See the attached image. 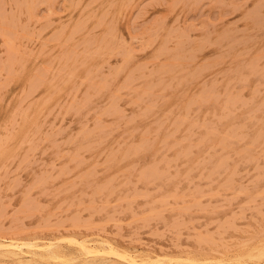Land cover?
<instances>
[{"label": "rangeland", "instance_id": "obj_1", "mask_svg": "<svg viewBox=\"0 0 264 264\" xmlns=\"http://www.w3.org/2000/svg\"><path fill=\"white\" fill-rule=\"evenodd\" d=\"M9 1L0 240L67 256L0 264L86 263V240L160 264H264V0Z\"/></svg>", "mask_w": 264, "mask_h": 264}, {"label": "bare ground", "instance_id": "obj_2", "mask_svg": "<svg viewBox=\"0 0 264 264\" xmlns=\"http://www.w3.org/2000/svg\"><path fill=\"white\" fill-rule=\"evenodd\" d=\"M11 1V0H10ZM9 1V2H10ZM21 1V0H20ZM30 1V0H29ZM168 1V0H167ZM222 1V0H221ZM263 1V0H262ZM19 2V1H18ZM41 2V1H40ZM71 2V1H70ZM89 2V1H88ZM91 2V4H92V0L90 1ZM222 2H224V1H222ZM257 2V1H256ZM258 2H259V0H258ZM264 2V1H263ZM6 3V2H5ZM23 3V2H22ZM31 3V2H30ZM35 3H36V1H35ZM169 3V2H168ZM11 4V3H10ZM24 4V3H23ZM260 4V3H259ZM86 5V4H85ZM88 5V4H87ZM104 5V4H103ZM112 5V4H111ZM171 5V4H170ZM261 5V4H260ZM17 6V5H16ZM20 6V5H19ZM24 6V5H23ZM28 6H30V5H28ZM35 6V5H34ZM82 8V7H81ZM113 8V7H112ZM115 8V7H114ZM123 8V7H122ZM185 8V7H184ZM249 9V8H248ZM256 9V8H255ZM91 10V9H90ZM22 11V10H21ZM27 11V10H26ZM79 11V10H78ZM87 11V10H86ZM102 10H100V12H101ZM248 11H250V10H248ZM70 12V11H69ZM72 12V11H71ZM70 12V13H71ZM95 12V11H94ZM259 12V11H258ZM168 13V12H167ZM14 14V13H13ZM18 14H19V12H18ZM103 14V13H102ZM248 14V13H247ZM246 14V15H247ZM115 16V15H114ZM248 17L250 16V15H247ZM246 16V17H247ZM258 16V15H257ZM69 17V16H68ZM262 17H264V16H262ZM97 18V17H96ZM174 18V17H173ZM7 19V18H6ZM89 19V18H88ZM241 19V18H240ZM13 20V19H12ZM99 20H101L100 18H99ZM236 20V19H235ZM264 20V19H263ZM8 21V20H7ZM81 21V20H80ZM234 21V20H233ZM238 21V20H237ZM18 22H19V19H18ZM100 22V21H99ZM239 22V21H238ZM9 23V22H8ZM36 23V22H35ZM94 23V22H93ZM233 24V23H232ZM49 25H50V23H49ZM73 25V24H72ZM71 25V26H72ZM230 25V23L228 24V26ZM81 26H82V24H81ZM97 26V25H96ZM251 26V25H250ZM256 26V25H255ZM23 27V26H22ZM33 27V26H32ZM44 27V26H43ZM47 27V26H46ZM75 27V26H74ZM258 27V26H257ZM15 28V27H14ZM42 28V27H41ZM48 28V27H47ZM62 28H63V26H62ZM61 28V29H62ZM102 28V27H101ZM1 29V28H0ZM16 29V28H15ZM61 29H60V31H61ZM88 29V28H87ZM173 29V28H172ZM224 29V28H223ZM227 29H229V28H227ZM247 29V28H246ZM10 30H11V28H10ZM18 30V29H17ZM23 30V29H22ZM46 30V29H45ZM44 30V31H45ZM158 30H159V27H158ZM230 30V32H231V29H229ZM238 30V29H237ZM28 31V30H27ZM58 32H59V30H57ZM80 31H82V30H80ZM224 31V30H223ZM242 31V30H241ZM244 31V30H243ZM247 31V30H246ZM256 31V30H255ZM79 32V31H78ZM229 32V33H230ZM55 33H57V32H55ZM60 33V32H59ZM69 33V32H68ZM6 34H7V32H6ZM18 34H20V33H18ZM58 34V33H57ZM82 34H84L83 32H82ZM101 34V33H100ZM170 34V33H169ZM227 34V33H226ZM234 34V33H233ZM258 34V33H257ZM10 35V34H9ZM28 35V34H27ZM73 35V34H72ZM75 35V34H74ZM225 35V34H224ZM223 35V36H224ZM251 35V34H250ZM21 36V35H20ZM71 36V35H70ZM80 36V35H79ZM168 36V35H167ZM220 36V35H219ZM228 36V35H227ZM58 35H57V39H58ZM217 37V36H216ZM262 37V36H261ZM9 38V37H8ZM69 38V37H68ZM82 38V37H81ZM225 38V37H224ZM6 39V38H5ZM49 39V38H48ZM77 39V38H76ZM167 39V38H166ZM205 39H206V37H205ZM237 39V38H236ZM10 40V39H9ZM12 40V39H11ZM11 40H10V42H11ZM14 40V39H13ZM169 40V39H168ZM192 40V39H191ZM210 40V39H209ZM220 40V39H219ZM255 40V39H254ZM262 40V39H261ZM55 41H56V39H55ZM188 41V40H187ZM62 42V41H61ZM223 42V41H222ZM251 42V41H250ZM8 43V42H7ZM181 43V42H180ZM179 43V44H180ZM40 44V43H39ZM43 44V43H42ZM74 44V43H73ZM214 44V43H213ZM215 44H217V43H215ZM245 44H247V43H245ZM49 45H51V44H49ZM10 46V45H9ZM56 46V45H55ZM162 46V45H161ZM167 46V45H166ZM230 46V45H229ZM196 47V46H195ZM155 48V47H154ZM242 48V47H241ZM260 48V47H259ZM258 48V49H259ZM9 50V49H8ZM13 50V49H12ZM155 50H156V48H155ZM218 50H219V48H218ZM260 50V49H259ZM157 51V50H156ZM172 51V50H171ZM200 51V50H199ZM11 52V51H10ZM72 52V51H71ZM2 53V52H1ZM12 53V52H11ZM198 53V52H197ZM22 54V53H21ZM153 54V53H152ZM7 55V54H6ZM197 55V54H196ZM226 55V54H225ZM255 55V54H254ZM75 56V55H74ZM201 56V55H200ZM210 56V55H209ZM222 56V55H221ZM12 57V56H11ZM31 57V56H30ZM106 57V56H105ZM151 57V56H150ZM156 57V56H155ZM154 57V58H155ZM255 57V56H254ZM256 57H257V55H256ZM11 59V58H10ZM90 59V58H89ZM152 59V58H151ZM187 59V58H186ZM236 59V58H235ZM250 59V58H249ZM248 59V60H249ZM46 60H48V59H46ZM150 60V59H149ZM184 60V59H183ZM230 60V59H229ZM242 60V59H241ZM261 60V59H260ZM166 61V60H165ZM171 61V60H170ZM247 61V60H246ZM245 61V62H246ZM29 62V61H28ZM97 62V61H96ZM234 62H236V61H234ZM233 62V63H234ZM240 62V61H239ZM263 62V61H262ZM52 63V62H51ZM94 63V62H93ZM182 63V62H181ZM146 64V63H145ZM186 64V63H185ZM198 64V63H197ZM205 64V63H204ZM227 64V63H226ZM261 64V63H260ZM75 65V64H74ZM142 65V64H141ZM47 66V65H46ZM41 67V66H40ZM205 67V66H204ZM245 67V66H244ZM28 68V67H27ZM120 68V67H119ZM158 68V67H157ZM133 69V68H132ZM131 69V70H132ZM144 69V68H143ZM163 69H164V67H163ZM200 69V68H199ZM223 69V68H222ZM198 70V69H197ZM129 71V70H128ZM134 71V70H133ZM221 71V70H220ZM248 71V70H247ZM12 72V71H11ZM169 72H171V71H169ZM251 72V71H250ZM51 73V72H50ZM128 73V72H127ZM157 73V72H156ZM175 73V72H174ZM176 73H178V72H176ZM248 73V72H247ZM152 74V73H151ZM155 74V73H154ZM261 75V74H260ZM259 75V76H260ZM11 76V75H10ZM13 76V75H12ZM49 76V75H48ZM228 76V75H227ZM22 77V76H21ZM29 77V76H28ZM36 77H38L37 75H36ZM142 77H143V75H142ZM206 77V76H205ZM33 78H34V76H33ZM124 78V77H123ZM127 78H128V76H127ZM217 78V77H216ZM105 79V78H104ZM211 79V78H210ZM67 80V79H66ZM65 81V80H64ZM104 81V80H103ZM127 81V80H126ZM224 81V80H223ZM36 82V81H35ZM50 82V81H49ZM82 82V81H81ZM85 82V81H84ZM102 82V81H101ZM235 82V81H234ZM2 83H3V81H2ZM31 84L33 83L32 81L30 82ZM64 84L66 83V82H63ZM96 83V82H95ZM48 84V83H47ZM150 84V83H149ZM155 84V83H154ZM198 84V83H197ZM250 84V83H249ZM49 85V84H48ZM104 85V84H103ZM121 85H123V84H121ZM152 85V84H151ZM166 85H168V83L166 84ZM2 86V85H1ZM30 86V85H29ZM28 86V87H29ZM214 86V85H213ZM6 87V86H5ZM91 87V86H90ZM127 87V86H126ZM125 87V88H126ZM248 87H250V86H248ZM101 88V87H100ZM148 88H149V86H148ZM163 88V87H162ZM204 88V87H203ZM120 89V88H119ZM144 89H146V86H145V88ZM198 89V88H197ZM206 89H207V87H206ZM205 89V90H206ZM210 89V88H209ZM208 89V90H209ZM26 90H28V89H26ZM25 90V91H26ZM151 90V89H150ZM188 90V89H187ZM201 90V89H200ZM199 90V91H200ZM203 90V89H202ZM204 90V91H205ZM207 90V91H208ZM222 90V89H221ZM220 90V91H221ZM241 90V89H240ZM17 91V90H16ZM55 91V90H54ZM62 91V90H61ZM176 91V90H175ZM196 91V90H195ZM239 91V90H238ZM59 92V91H58ZM31 93V92H30ZM107 93V92H106ZM138 93H139V91H138ZM137 93V94H138ZM198 93V92H197ZM102 94V93H101ZM203 94V93H202ZM207 94V93H206ZM11 95V94H10ZM149 95H150V93H149ZM180 95V94H179ZM204 95V94H203ZM202 95V96H203ZM216 95V94H215ZM228 95V94H227ZM226 95V96H227ZM230 95V94H229ZM148 96V95H147ZM173 96V95H172ZM194 96H196L195 94H194ZM225 96V97H226ZM70 97V96H69ZM201 97V96H200ZM152 98V97H151ZM194 97H192V99H193ZM234 98H235V96H234ZM43 99V98H42ZM126 99V98H125ZM145 100V99H144ZM153 100V99H152ZM165 100V99H164ZM196 100V99H195ZM260 100V99H259ZM44 101V100H43ZM69 101V100H68ZM183 101V100H182ZM181 101V102H182ZM189 101V100H188ZM192 101V100H191ZM194 101V100H193ZM198 101V100H197ZM42 103V102H41ZM46 103V102H45ZM77 103V102H76ZM147 103V102H146ZM39 104H40V102H39ZM114 104V103H113ZM184 104V103H183ZM191 104H193V103H191ZM186 105H188V104H186ZM189 105H190V103H189ZM198 105V104H197ZM196 105V106H197ZM214 105V104H213ZM45 106V105H44ZM109 106H111V105H109ZM127 106V105H126ZM37 107V106H36ZM146 107V106H145ZM148 107V106H147ZM164 107V106H163ZM182 107H183V105H182ZM214 107V106H213ZM248 107H250V106H248ZM247 107V108H248ZM39 108V107H38ZM43 108V107H42ZM121 108V107H120ZM189 107H187L186 109H188ZM44 110V109H43ZM40 112V111H39ZM156 112V111H155ZM219 112V111H218ZM71 113V112H70ZM73 113V112H72ZM100 113V112H99ZM212 113V112H211ZM26 114V113H25ZM104 114V113H103ZM114 114V113H113ZM96 115V114H95ZM159 115V114H158ZM39 116V115H38ZM236 116V115H235ZM36 118V117H35ZM211 118V117H210ZM106 119V118H105ZM111 119H112V117H111ZM155 119V118H154ZM5 120V119H4ZM132 120V119H131ZM192 120V119H191ZM231 121H232V119H230ZM130 121V120H129ZM183 121V120H182ZM27 122V121H26ZM25 122V123H26ZM128 122V121H127ZM28 123V122H27ZM34 123V122H33ZM3 124V123H2ZM104 124V123H103ZM26 125V124H25ZM251 125V124H250ZM135 126V125H134ZM143 129V128H142ZM15 130V129H14ZM126 131V130H125ZM23 132V131H22ZM223 134H224V132H222ZM13 134V133H12ZM185 134V133H184ZM139 135V134H138ZM18 136H20V135H18ZM221 136V135H220ZM7 137V136H6ZM11 138V137H10ZM18 138V137H17ZM16 138V139H17ZM217 137H215V139H216ZM221 139V138H220ZM9 140V139H8ZM69 140V139H68ZM138 140V139H137ZM212 141V140H211ZM216 141V140H215ZM12 143V142H11ZM140 143V142H139ZM11 145H13V144H10L9 146H11ZM13 146H15V145H13ZM141 146V145H140ZM6 146H4V148H5ZM8 147V146H7ZM16 147V146H15ZM14 147V148H15ZM102 147V146H101ZM13 148V149H14ZM17 148V147H16ZM8 149V148H7ZM20 149H21V147H20ZM136 150V149H135ZM200 150V149H199ZM7 151V150H6ZM126 151V150H125ZM124 151V152H125ZM128 151V150H127ZM8 152L9 151H7V153H4V156L6 155V154H8ZM14 151H12L11 153H13ZM10 153V152H9ZM76 153H77V151H76ZM75 153V154H76ZM117 153V152H116ZM200 153V152H199ZM96 154H97V152H96ZM132 154V153H131ZM12 155V154H11ZM115 155V154H114ZM196 155V154H195ZM4 156H2V157H4ZM7 156H9V154L7 155ZM112 156V155H111ZM198 156V155H197ZM201 156V155H200ZM261 156H262V154H261ZM5 158V157H4ZM69 158V157H68ZM121 158V157H120ZM138 159V158H137ZM14 161V160H13ZM21 161V160H20ZM184 161V160H183ZM10 162V161H9ZM62 164V163H61ZM102 164V163H101ZM10 165V164H9ZM75 165V164H74ZM106 165V164H105ZM164 165V164H163ZM250 165V164H249ZM42 166V165H41ZM65 166V165H64ZM76 166V165H75ZM66 169V168H65ZM57 170V169H56ZM108 170V169H107ZM68 171V170H67ZM80 171V170H79ZM91 171V170H90ZM96 171V170H95ZM122 171V170H121ZM50 173V172H49ZM77 174V173H76ZM45 175V174H44ZM85 176V175H84ZM63 177V176H62ZM81 177V176H80ZM112 177H114V175L112 176ZM247 177V176H246ZM74 178H76V175L74 176ZM110 178V177H109ZM40 180V179H39ZM203 180V179H202ZM37 181V180H36ZM47 182V181H46ZM108 182V181H107ZM111 182V181H110ZM162 182V181H161ZM223 182V181H222ZM61 183V182H60ZM66 183V182H65ZM64 183V184H65ZM145 183V182H144ZM187 183V182H186ZM103 184V183H102ZM146 184V183H145ZM35 185V184H34ZM46 185V184H45ZM60 185V184H59ZM224 186V185H223ZM226 186V185H225ZM48 187V186H47ZM59 187V186H58ZM166 187V186H165ZM28 189V188H27ZM33 189H34V187H33ZM124 189H126V188H124ZM99 190H100V188H99ZM24 191V190H23ZM55 192V191H54ZM99 192V191H98ZM41 193V192H40ZM231 193V192H230ZM117 195V194H116ZM217 197V196H216ZM179 198V197H178ZM53 200V199H52ZM1 203H2V201H1ZM109 204V203H108ZM28 205V204H27ZM81 205V204H80ZM87 205V204H86ZM108 206V205H107ZM124 206V205H123ZM1 207V206H0ZM58 207V206H57ZM77 207V206H76ZM87 207V206H86ZM110 207V206H109ZM59 208V207H58ZM75 208V207H74ZM78 208V207H77ZM16 210V209H15ZM22 211V210H21ZM24 211V210H23ZM28 212V211H27ZM82 212V211H81ZM16 213V212H15ZM33 213H34V211H33ZM53 213V212H52ZM50 214V213H49ZM81 214V213H80ZM8 216V215H7ZM52 216H53V214H52ZM55 216V215H54ZM72 216H73V214H72ZM75 216V215H74ZM1 217V216H0ZM113 217V216H112ZM50 218V217H49ZM48 218V219H49ZM71 218V217H70ZM45 219V218H44ZM108 219V218H107ZM106 219V220H107ZM137 220H138V218H136ZM59 220V219H58ZM62 220H64V219H62ZM136 220V221H137ZM11 221V220H10ZM49 222V221H48ZM58 223V222H57ZM61 223V222H60ZM46 224V223H45ZM97 224V223H96ZM101 224V223H100ZM43 225V224H42ZM58 225V224H57ZM128 225V224H127ZM52 226V225H51ZM54 226V225H53ZM79 226V225H78ZM87 226V225H86ZM85 226V227H86ZM59 227H61V226H59ZM96 227V226H95ZM55 228V227H54ZM63 228V227H62ZM69 228V227H68ZM71 228V227H70ZM9 229H11V228H9ZM14 229V228H13ZM27 230V229H26ZM29 230V229H28ZM5 231V230H4ZM10 231V230H9ZM18 231V230H17ZM16 232V231H15ZM1 235H3V234H1ZM8 235H10L9 233H8ZM63 238V237H62ZM85 240V239H84ZM203 240V239H202ZM36 241V240H35ZM92 241V240H91ZM90 241V242H91ZM96 241H98L99 243H97V244H94V242H96ZM96 241H94L93 240V243L91 244L89 241H83L82 243H80V245L82 244V248L80 247V250L79 251H81V249H82V253L81 254H83V255H85L86 256V258H82V257H80L79 259H84V260H88L89 258V260L88 261H91V263L92 264H96L97 262L99 263V261H101L99 264H104V263H106L105 261H106V258L104 259V257H102L104 254L107 256H109V255H111V254H115V255H117L118 256V258L119 257H121V259L122 258H125V259H127V262L129 263V262H132L133 264H160V262H162V260H160L159 258H153L152 256H149L148 258H146L145 259V261H138V260H136L135 258L137 257L138 258V256H136V257H130L129 255L128 256H125V254L124 255H122V254H120V252H116V250H114L112 247H108L107 248V246L105 245V243H104V241H99V240H96ZM76 242V241H75ZM106 242V241H105ZM56 243H58V242H56ZM107 243V242H106ZM59 244V243H58ZM79 244V243H78ZM55 245V246H54ZM61 245V244H60ZM27 247V248H26ZM213 247V246H212ZM0 250H1V252H0V254L1 255H5L6 256V254H7V256L9 255V257H10V255H11V258H12V256H18V258H19V256L21 257V256H25V253H27V254H32V256L34 257H43V258H46V259H49L50 260V258H51V260L52 259H57V258H65L67 255L66 254H64L65 252L63 251V250H61L62 251V253L59 251V250H57L56 248V244L55 243H53V242H51V241H49V243H42V244H39V243H37V242H32V243H30V241H28V243L27 242H24V243H20L19 241H17V240H13V242H1V240H0ZM26 248V249H25ZM54 248V249H53ZM60 248V247H59ZM62 248V247H61ZM67 248V247H66ZM79 249V248H78ZM77 249V250H78ZM117 249V248H116ZM67 250V249H66ZM76 250V251H77ZM261 250V249H260ZM69 251V250H68ZM262 251H264V250H261V252ZM125 252V251H124ZM256 252V251H255ZM68 253V252H67ZM138 253V252H137ZM141 253V252H140ZM204 253V252H203ZM71 254H74V253H71ZM77 254V253H76ZM131 255V254H130ZM69 256L70 255H68V257L66 258L67 260H68V258H69ZM72 256V255H71ZM76 257H78L77 255H75ZM85 256H83V257H85ZM101 256V258H99V259H104L103 261H104V263H103V261L102 260H97V262L96 263H94L93 261H95L98 257H100ZM75 257V258H76ZM87 257H89V258H87ZM97 257V258H96ZM165 257V256H164ZM14 258V257H13ZM18 258H16V261H19V260H22V257L19 259V260H17ZM71 258V257H70ZM69 258V259H70ZM72 258H74V257H72ZM75 258H74V261H75ZM92 258V259H91ZM96 258V259H95ZM140 258V257H139ZM24 259V258H23ZM65 259V260H66ZM78 259V258H77ZM161 259H163L162 257H161ZM165 259H166V257H165ZM169 259V258H168ZM181 259V260H180ZM180 259H177L176 261H178V264H179V262H181V261H185L187 258H185L184 260L182 259V257L180 258ZM191 259V258H190ZM220 259V258H219ZM34 260V259H33ZM37 260V259H36ZM73 260V259H72ZM72 260H69L70 262L72 261ZM93 260V261H92ZM173 260V259H172ZM175 260V259H174ZM173 260V261H174ZM192 260V259H191ZM13 261H15V258H14V260ZM47 261V260H46ZM54 261V260H53ZM59 261V260H58ZM69 261H67V262H69ZM86 262V263H88V264H90L89 262ZM110 261V260H109ZM113 261V260H112ZM188 261V260H187ZM186 261V262H187ZM217 261V260H216ZM239 261V260H238ZM20 262V261H19ZM37 262V261H36ZM49 262V261H48ZM60 262H62L61 260H60ZM111 262V261H110ZM115 262V263H114ZM114 264H117L116 263V261L114 260ZM165 262V261H164ZM167 262H169V263H171L172 261H171V258H170V261L168 260ZM175 262V261H174ZM200 263H202V262H204V261H199ZM207 262V261H206ZM208 262H211V261H208ZM83 263L84 264H86L85 263V261H83ZM82 263V264H83ZM113 263H110V264H113ZM119 263V262H118ZM166 263V262H165ZM165 263H163V264H165ZM168 263V264H169ZM182 263V262H181ZM194 263V262H193ZM214 262H211V263H209V264H213ZM220 263V262H219ZM18 264V263H17ZM106 264H109V263H106ZM119 264H121V263H119ZM129 264H131V263H129ZM171 264H173V263H171ZM175 264V263H174ZM184 264V263H183ZM195 264V263H194ZM199 264V263H198ZM204 264H206V263H204ZM224 264V263H223ZM246 264V263H245ZM248 264V263H247ZM251 264V263H250Z\"/></svg>", "mask_w": 264, "mask_h": 264}]
</instances>
